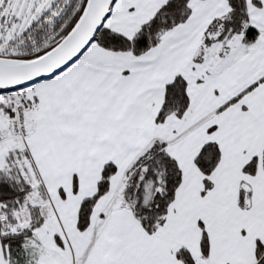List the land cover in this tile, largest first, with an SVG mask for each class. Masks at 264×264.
I'll return each instance as SVG.
<instances>
[{"label":"snow or ice","instance_id":"1","mask_svg":"<svg viewBox=\"0 0 264 264\" xmlns=\"http://www.w3.org/2000/svg\"><path fill=\"white\" fill-rule=\"evenodd\" d=\"M0 264H264V0H0Z\"/></svg>","mask_w":264,"mask_h":264}]
</instances>
